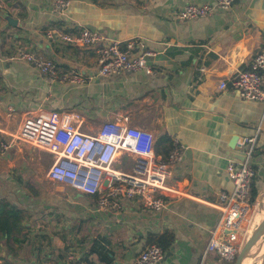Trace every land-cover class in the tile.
<instances>
[{
  "label": "crops",
  "instance_id": "1",
  "mask_svg": "<svg viewBox=\"0 0 264 264\" xmlns=\"http://www.w3.org/2000/svg\"><path fill=\"white\" fill-rule=\"evenodd\" d=\"M53 1L0 0V53L10 54L21 45L52 60L59 70L81 77L82 82L54 83L58 96L72 98L58 111L77 114L81 132L91 134L107 121L127 117L130 125L154 135V150L162 159L173 142H178L182 157L170 183L185 196L165 197L166 208L161 211L130 200H122L119 209L100 210L96 197L75 190L78 198H71L66 186L53 182L49 187L1 182L0 198L24 209L21 235L26 242L4 246L0 264H72L70 257L90 264H135L150 240L163 234H172L173 243L159 264L219 260L205 254V247L221 217L210 203L220 192L233 190L225 164L245 161L250 147L254 157L250 164L258 169L264 162V105L241 99L229 86L219 88L221 80L247 69L264 43V32L253 20L259 18L252 14L255 0H233L229 10H214L194 20H181L177 15L189 3L212 5L215 1L68 0L62 14L54 9ZM256 10L259 14L264 6ZM48 27L70 33L93 28L103 44L132 40L136 43L133 56L142 49L151 53L146 58L147 70L99 76L94 47L49 40L44 34ZM5 67L3 71L0 65V137L7 138L4 133L17 130L11 131L14 119L20 123L25 111L46 108L34 93L43 82H50L44 75L33 76L32 65L27 71L18 66L15 70L9 62ZM13 70L20 95L31 98L25 107L11 101L1 104L7 74ZM28 81L35 87L28 88ZM52 96L51 91L45 101ZM32 102L38 107L34 109ZM235 136L237 140L253 137L255 142L231 149L229 143ZM45 157L17 145L0 156V175L19 170L24 171L12 176L28 170L38 173V160ZM131 164L132 157L119 153L114 167L128 171ZM42 179L38 174L39 183ZM35 190L28 198L26 192ZM38 190L41 197L46 191L49 198L38 200ZM26 198H33V205L27 206ZM43 213H50V224L37 220ZM257 264H264V255Z\"/></svg>",
  "mask_w": 264,
  "mask_h": 264
},
{
  "label": "built area",
  "instance_id": "2",
  "mask_svg": "<svg viewBox=\"0 0 264 264\" xmlns=\"http://www.w3.org/2000/svg\"><path fill=\"white\" fill-rule=\"evenodd\" d=\"M214 1L212 5L189 3L177 17L181 20L204 18L214 10L227 11L233 4V0ZM68 6V0L53 1L54 9L61 14ZM44 34L49 40L94 47L99 76L147 70L146 58L151 53L142 49L133 56L136 43L132 40L103 44L100 34L87 28L70 33L61 28L48 27ZM14 59L38 68L48 81H84L75 74L59 70L52 60L21 45L10 54L0 53V65ZM227 86L235 90L241 99L264 105V43L247 69L238 70L219 82L220 89ZM79 123L80 117L68 111L46 108L25 111L16 132L4 133L8 138L0 137V156H6L17 145L28 146L46 155L44 160H38V174L60 186L72 187L96 197L100 210H116L122 200H130L137 201L146 209L161 211L166 208L165 197L185 196L170 183L174 167L182 157V147L178 142H173L166 158L162 159L155 153L154 135L130 125L127 117L107 121L91 134L81 132ZM237 142L242 147L253 145L255 138L243 136ZM119 153L132 157L128 171L114 167ZM252 153L250 147L245 152V161L229 160L226 163V176L233 190L220 192L217 200L210 203L221 217L211 231L205 254H213L222 262H232L238 257L259 207L260 195L254 200L251 197V184L256 175L249 163ZM163 258L161 247L149 243L135 264H159ZM70 259L72 264H90L81 258Z\"/></svg>",
  "mask_w": 264,
  "mask_h": 264
},
{
  "label": "rangeland",
  "instance_id": "3",
  "mask_svg": "<svg viewBox=\"0 0 264 264\" xmlns=\"http://www.w3.org/2000/svg\"><path fill=\"white\" fill-rule=\"evenodd\" d=\"M59 13V12H58ZM92 29V31H95V32H97L95 29H93V28H91ZM10 63V65H11V67L14 69V67H15V70L17 69V66L20 68L19 70H22V69H24V70H28V67L27 66H31L30 64H28V63H25V62H21V61H19V60H17V59H14V60H12V61H10L9 62ZM27 65V66H26ZM1 66H2V70L3 71H5V70H7L6 69V63H2L1 64ZM24 67V68H23ZM35 69L33 70V76H35V77H39V74H41V75H43L40 71H39V69L38 68H36V67H34ZM15 70H13V71H9L8 72V74H7V81H8V83H5L6 84V86H5V89H4V94H2V100H1V104L3 105V106H5L6 104H8L10 101L11 102H14L15 103V105H19L20 107H25V106H27L29 103H30V96H27V97H25V98H23L21 95H20V93L19 92H22V90L21 89H19V87H20V85H18L14 80V78H15V76H16V72H15ZM26 80H28L27 78H25ZM58 80H52V81H49L48 83L49 84H47V83H45V85H44V82H43V86L39 89V92H38V90H36V93H34V97H36L37 98V100H38V98H39V100L40 101H43L44 103H46V108L47 109H49V107L50 108H52L53 110L55 109V110H61L62 108H63V106L64 105H67V104H70L71 103V101H72V98L70 97V96H67V95H65V97H61V96H58L57 94H56V92H55V85H54V83L55 82H57ZM24 82H27V81H24ZM64 83L65 84H67V82L66 81H64ZM32 86H34V85H32V84H30V82L28 81V88H31ZM35 87V86H34ZM50 88V90L48 91L47 90V88ZM28 89H25V91H27ZM53 92V96L48 100V101H45L46 100V96H48V94H49V92ZM13 92H15V93H13ZM24 92V91H23ZM50 105V106H49ZM32 107L35 109V108H37L38 107V105H37V103L36 102H32ZM10 122H12V117H11V120H10ZM18 124H19V120H16V119H14V122H12V132H14L16 129H17V126H18ZM16 132V131H15ZM14 132V133H15ZM14 133H11V134H14ZM7 138H8V136H6ZM9 140H11V137L9 136ZM22 146V145H21ZM253 159H254V157H251L250 158V160H249V163H252V161H253ZM225 167H226V164H225ZM257 171V175H259L260 176V181H261V183L263 184V186H260V188H259V195L261 196L262 194H263V192H264V162L262 163V165H260V167L258 168V169H256ZM20 176V179L21 180H24V182H27V180H29L30 181V184H31V186H34L33 184H40L41 185V183H43V184H46V187H49V186H52V181H49V180H45V179H42V181L40 180V183L38 182L39 180H38V173H35V172H31V171H27V173L26 172H24L22 175H19ZM19 176H16V175H14V178H17V179H19ZM37 177V178H36ZM20 180V181H21ZM7 181H9V182H12L11 180H8V179H3V178H1L0 179V183L1 182H5V184H6V182ZM53 184H54V182H53ZM66 190H67V194L71 197V198H78L77 197V194L75 193L76 191H77V193L79 192L78 190H76L75 188H72V187H66ZM76 190V191H75ZM29 194V196H28V198L29 197H33V195L35 194V192H33V193H31V192H26V194ZM42 192L40 191V190H38V196H39V198H38V200H41V199H48L49 197V195L46 193V191H43V195H42V197L40 196V194H41ZM79 193H81V192H79ZM82 194V193H81ZM84 194V193H83ZM28 198H26V204H27V206L28 205H33V203H32V201L34 200L33 198L32 199H28ZM23 199H25V198H23ZM21 205H23V204H21ZM48 208V207H47ZM47 208H45V209H47ZM45 209H43V210H45ZM258 209H259V207H258ZM37 211L39 212V209H37ZM39 215V214H38ZM37 215V216H38ZM43 219V221H42V223H48V224H50V213H43L42 214V216H38V221L40 222L41 220ZM33 221H34V219H33ZM47 224V225H48ZM38 228V227H37ZM250 240V239H249ZM211 255H213V254H211ZM215 256V255H214ZM210 258L211 257H209V258H207L208 259V261L210 260ZM236 260V259H235ZM235 260L234 261H232L231 263H233L234 264V262H235ZM217 261H219L220 262V264H227L226 262H222V261H220V260H218L217 259ZM217 261H215V262H213V263H211V264H219Z\"/></svg>",
  "mask_w": 264,
  "mask_h": 264
},
{
  "label": "trees",
  "instance_id": "4",
  "mask_svg": "<svg viewBox=\"0 0 264 264\" xmlns=\"http://www.w3.org/2000/svg\"><path fill=\"white\" fill-rule=\"evenodd\" d=\"M165 137L160 138L161 141H163ZM166 141V140H165ZM255 169V172L257 171L255 166H253ZM24 171V170H19ZM19 171L12 172L10 174L6 175H0V179H8L13 182L17 183H26L27 185L30 184V181L27 180V182H24V180H21L20 178H14L12 174H15ZM21 180V181H20ZM260 186H263V184L260 181V176L256 175L252 180L251 184V197L252 200L257 198L259 195V188ZM31 193L35 191H29ZM24 209L10 201H8L5 198H0V253L3 249V247L8 246L10 243L22 245L26 242V236L21 235V231L23 228V222H24ZM150 243H155L158 246L161 247L163 252H167L169 248L171 247L173 243V235L172 234H163L155 236L152 240H150ZM1 259V256H0ZM227 264H233L231 262H226Z\"/></svg>",
  "mask_w": 264,
  "mask_h": 264
},
{
  "label": "water",
  "instance_id": "5",
  "mask_svg": "<svg viewBox=\"0 0 264 264\" xmlns=\"http://www.w3.org/2000/svg\"><path fill=\"white\" fill-rule=\"evenodd\" d=\"M260 6H264L263 0H255L252 14L259 16L258 19L253 20L256 26L264 32V11L258 14L256 10ZM235 145H238L236 136L231 139L229 148L233 149ZM249 239L252 240V244L247 247ZM244 244L245 246L241 249L234 264H257L258 260L264 255V192L260 196L259 209Z\"/></svg>",
  "mask_w": 264,
  "mask_h": 264
},
{
  "label": "bare ground",
  "instance_id": "6",
  "mask_svg": "<svg viewBox=\"0 0 264 264\" xmlns=\"http://www.w3.org/2000/svg\"><path fill=\"white\" fill-rule=\"evenodd\" d=\"M252 244V240H250L248 243H247V247H248V245L250 246Z\"/></svg>",
  "mask_w": 264,
  "mask_h": 264
}]
</instances>
